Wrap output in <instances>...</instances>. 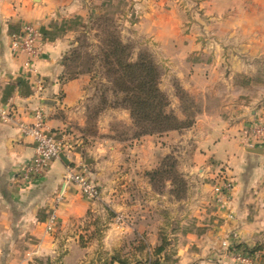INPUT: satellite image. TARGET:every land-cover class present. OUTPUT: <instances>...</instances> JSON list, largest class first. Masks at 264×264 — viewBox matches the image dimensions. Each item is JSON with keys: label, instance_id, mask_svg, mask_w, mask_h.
Masks as SVG:
<instances>
[{"label": "crops", "instance_id": "crops-1", "mask_svg": "<svg viewBox=\"0 0 264 264\" xmlns=\"http://www.w3.org/2000/svg\"><path fill=\"white\" fill-rule=\"evenodd\" d=\"M84 1L0 0V107L12 113L11 120L0 119V264H28L36 250H55L57 239L42 231L45 221L48 229L58 222L53 236L66 230L73 233L70 228L74 220L78 221L101 203L109 205L108 196L93 202L63 177L68 167L84 171L94 183L95 178L101 177V172L91 170L98 168L101 161L97 156L84 155L87 151L95 154L96 147L86 148L81 145L82 139L74 138L71 132L84 121L80 99L86 78L80 74L65 80L62 57L70 47V28L88 14L86 2L101 1L106 6L114 0ZM133 3L136 11L142 12L138 25L163 49L177 43L178 38L174 41L169 34V28L177 24V12L197 8L212 16L217 39L240 44L232 67L236 74L252 75L257 69L249 60L264 58V0H133ZM227 12L232 13L227 16ZM221 13H226V17H221ZM27 24L34 25L41 34L39 54L29 68L24 66L27 55L10 47V36ZM187 37L191 40L184 38L186 41L194 42L192 36ZM219 70L212 68L204 77L196 69L191 74V81L202 84L203 91L216 90L222 98L220 107L203 111L194 123L200 135L191 160L192 169H215L217 163L213 162L221 160L229 164L234 177L231 201L226 206L217 205L211 194L204 192L206 186L200 185L201 191L191 198V211L165 238L163 249L155 251L160 237L151 228L146 233V246L127 264H149L152 257L155 264H239L232 251L221 246V241L232 232L237 235L236 244L257 248L253 254L264 264V146L256 141L247 144L243 139L248 125L264 118V83L231 86V81L226 82L231 93L223 98L220 91L224 86L215 81ZM37 111L51 132L64 138L71 154L69 157L60 154L41 174L26 177L24 168L31 163L34 142L21 132L20 124L32 123ZM152 136L134 139L132 150L141 151L138 162L142 167L151 168L159 158L148 152L155 151L154 144L150 148ZM120 146V143L106 144L104 154L115 155ZM60 193L62 200L56 207L54 198ZM115 196L110 200L112 203ZM123 229L124 234L131 230L144 233L140 228L135 230L130 222ZM109 231L106 239L113 229Z\"/></svg>", "mask_w": 264, "mask_h": 264}, {"label": "rangeland", "instance_id": "rangeland-1", "mask_svg": "<svg viewBox=\"0 0 264 264\" xmlns=\"http://www.w3.org/2000/svg\"><path fill=\"white\" fill-rule=\"evenodd\" d=\"M94 2H86L88 14L82 22L73 25L68 33L70 47L67 53L72 56L74 49L80 53L78 59L69 63L68 71L73 74L89 70L83 73L86 83L80 99L84 121L82 126L77 124L75 131L71 132H74V138L82 139L81 145L86 148L96 147L95 154L84 152L85 156H97L98 161H101L98 168L91 169L93 173L101 172V177L94 179L100 193L93 202L108 196L106 199L109 205L101 203L79 218L77 228L78 221L74 220L70 228L73 233L66 230L59 236H53L57 233L58 222L55 227L48 229L45 221L42 231L50 238L57 239L56 248L48 252L36 250L28 264H104L114 256L130 262L136 259L137 251L146 246V233L151 228L157 230L160 243L170 237L171 231L191 211V198L197 191H201L198 189L200 185L206 186L204 192L211 194L214 201V188L223 181L222 174L229 171L234 178L229 164L224 160L213 162L217 163L215 169H192L191 156L200 135L194 123L198 122L203 111L213 110L222 104V98L216 90L205 92L201 89L202 84L191 81L192 71L196 69L204 77L209 70L219 67L215 81L224 86L220 91L223 98L231 93L227 86L230 81L233 83L231 86L264 83V58L249 60L253 68L257 69L252 71H255L252 75L236 74L232 67L236 63L237 51L241 50L238 47L240 44L217 39L212 16L197 8L177 12V24L169 28L172 39L175 41L178 38L177 43L174 47L170 44L163 49L138 25L142 12L136 11L133 0H114L106 6L101 1ZM231 13L227 12V16ZM220 15L226 17V13ZM100 18H107L111 30L123 43L131 45L134 58L141 52L150 54L161 71L159 85L168 96L169 108L181 121L190 122V125L179 130L152 134L150 148L154 144L155 151L148 152L156 153L159 158L151 168L139 164L138 154L141 151L132 150L136 138L133 137L134 127L129 111L117 107L119 97L112 94V85L103 64L102 48L105 45ZM187 35L194 38L193 43L184 39L188 38ZM229 70L233 72L229 73ZM110 143H120L121 150L108 156L105 155V147ZM166 156L174 158L176 171L186 181L187 190L180 199L170 192L172 186L168 174L157 183L150 181L147 175L148 171L158 168ZM114 195L112 203L110 200ZM128 222L132 223L135 230L140 228L144 233L138 234L134 230L126 234L121 232ZM110 227L113 231L106 239ZM150 264H155L154 257L150 259Z\"/></svg>", "mask_w": 264, "mask_h": 264}, {"label": "trees", "instance_id": "trees-1", "mask_svg": "<svg viewBox=\"0 0 264 264\" xmlns=\"http://www.w3.org/2000/svg\"><path fill=\"white\" fill-rule=\"evenodd\" d=\"M102 24V39L105 47L103 51V64L106 66V76L112 85V94L119 97L117 107L127 109L134 127L133 137L160 134L170 130H179L190 125L189 121H181L169 108V99L160 88L161 71L154 59L147 52H141L133 57V48L130 44L123 43L110 28L107 18H100ZM80 57L77 50L66 53L62 57L64 65V79H73L89 70L75 73L68 71L69 63ZM168 174L172 186L170 192L175 198H182L186 193V181L175 169V161L171 156H166L160 166L148 171L150 181L157 183ZM166 179V178H165ZM166 241L160 243L156 252H160ZM235 249L253 254L257 248H248L236 244ZM127 264L125 260L114 256L104 264Z\"/></svg>", "mask_w": 264, "mask_h": 264}, {"label": "built area", "instance_id": "built-area-1", "mask_svg": "<svg viewBox=\"0 0 264 264\" xmlns=\"http://www.w3.org/2000/svg\"><path fill=\"white\" fill-rule=\"evenodd\" d=\"M40 41L41 34L38 29L32 24H27L20 32L14 33L10 36V47L12 50H21L27 55L24 61V66L29 68L32 59L39 54ZM11 118V111L0 107V119L3 121H9ZM20 130L24 135L31 137L34 142V152L31 163L24 168V176L26 177L29 175L41 174L47 168L49 163L55 158H58L60 154L65 153L68 157L71 154L70 148L66 146L64 138L61 136H55V134L51 132L46 125L43 115L39 111L36 112L35 120L32 123L20 124ZM243 139L247 144H250L251 141H256L264 146L263 117H260L256 121H252L248 125V129L245 131ZM63 177L66 182L76 184L82 195L92 200L99 197L100 192L97 185L84 173V171H78L75 170L74 167H68ZM222 179L223 181L214 188L213 199L216 204L226 205L232 198L234 179L230 176L229 171L222 174ZM61 200L62 194L60 193L54 198V206L57 207ZM53 218L54 217H51L50 222H52ZM236 237V233L232 232L230 236L221 241V246L225 250H231L233 258L239 264H260L255 254H250L241 249L234 248L236 245Z\"/></svg>", "mask_w": 264, "mask_h": 264}]
</instances>
